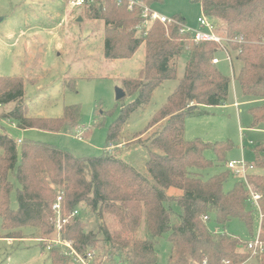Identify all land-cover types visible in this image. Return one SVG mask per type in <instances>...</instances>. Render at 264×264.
<instances>
[{
  "label": "trees",
  "instance_id": "obj_1",
  "mask_svg": "<svg viewBox=\"0 0 264 264\" xmlns=\"http://www.w3.org/2000/svg\"><path fill=\"white\" fill-rule=\"evenodd\" d=\"M135 1L152 9L165 2ZM196 2L227 39L228 50L241 64L235 80L242 95L262 101L249 111L252 128L264 125V0ZM85 9L87 19L105 24L106 60L132 59L144 45L145 63L139 76L123 81L126 95L137 98L110 126L105 151L99 157L78 158L67 150L34 140L19 145L0 132V239H24V231L30 230L37 236L34 240H51L57 232L53 206L62 196V216L68 223L57 233L83 258L103 243L111 264H157L156 247L167 236L171 244L168 264H248L252 259L264 264V252L254 257L242 249V240L212 232L208 226L211 218L223 227L239 220L252 232L251 195L255 193L261 197L259 234L264 243V174L248 175L226 191L228 179L234 176L224 169L233 144L187 141L184 137L186 118L206 115L203 109L223 107L228 102L232 80L213 64L219 47L212 42L194 43L190 34L181 31L187 21L180 16L172 17L175 22L171 24L155 22L144 28L143 9L138 5L129 9L126 1L118 4L115 0H95ZM183 56L187 62L179 79L178 61ZM174 80L178 84L167 102L154 114L147 130L135 137L163 124L143 145L149 151L144 175L109 150L119 145L130 116L150 104L158 87ZM74 84L69 81L66 86L74 89ZM25 96L22 78L0 77V106L14 105L1 118L14 122L19 130L60 133L65 127L71 131L80 124L79 106L66 107L59 119L35 118L24 104ZM207 151L214 153L215 161L205 157ZM253 154L255 167L264 171V141L253 149ZM215 166L225 171L208 178L202 174ZM171 189L181 194L170 196ZM14 191L17 209L11 207ZM82 206L98 220L97 233L86 229L79 214L72 216ZM144 228L146 237L142 238ZM48 255L52 264H68L67 257L54 248Z\"/></svg>",
  "mask_w": 264,
  "mask_h": 264
},
{
  "label": "rangeland",
  "instance_id": "obj_2",
  "mask_svg": "<svg viewBox=\"0 0 264 264\" xmlns=\"http://www.w3.org/2000/svg\"><path fill=\"white\" fill-rule=\"evenodd\" d=\"M68 1L0 0V17L5 19L0 24V77L24 80V104L33 117L59 119L63 117L66 107L79 106L80 124L71 131L65 127L60 133L38 130L25 132L19 130L14 122L1 118L5 112L14 108L11 104L0 106V132L7 133L15 141L34 140L57 146L78 158L99 157L105 151L110 126L121 115V111L137 98V95H126L117 100L116 90H124L125 79L139 76L145 63V47L141 46L132 59L106 60L104 22L87 19L85 8L71 10ZM155 10L167 18L183 17L187 21L186 26L192 30H198V19L203 14L201 5L196 0H165ZM80 17L83 21L78 22ZM230 55L233 65H230L221 51L217 56L220 61L217 68L232 80L227 104L203 109L207 112L206 115L186 118L184 137L187 141L201 139L212 144L229 141L234 147L227 154V161H243L254 167L248 172L249 175H262L264 171L255 167L253 149L264 141V125L252 128V117L249 114L250 109L259 106L262 101L242 95L235 80L241 64L235 59L234 53L230 52ZM186 62V56L178 61L179 79L184 75ZM69 81L75 82L74 89L67 88L66 83ZM177 84L178 81L175 80L167 81L158 87L150 104L130 116L121 133L119 145L109 150L141 174H147L145 165L149 160V151L143 145L163 124L140 136V142H135L138 140L135 137L147 130L152 117L167 102ZM79 133H82L81 140ZM205 157L211 161L216 160L212 151H207ZM224 169L215 166L202 174L208 178L225 171ZM242 179L243 176H231L225 185L226 191L231 190ZM11 180L17 188L15 177ZM180 194V191L174 189L168 191L170 196ZM251 204L254 211L252 232L239 220H232L223 227L217 225L215 218H211L208 223L210 230L235 236L244 243L254 240L259 233L261 215L254 207V202ZM11 207L17 209L15 191L11 195ZM79 215L88 231L98 232L99 222L88 208L82 206ZM106 222L111 229V222L107 217ZM1 229L0 218V231ZM23 237L24 239H15L17 241L12 243L6 238L0 239V264H52L47 248L60 239L57 232L48 242L34 240L33 237L37 236H33L30 230H25ZM140 237H146L145 228ZM102 238L99 235V239ZM167 238L164 236L160 239L156 247L157 264H168L171 244ZM104 246L101 243L92 252L93 258L86 262L65 255L67 249L63 246L54 249L67 257L68 264H111ZM41 247H44V251ZM248 264L256 262L252 259Z\"/></svg>",
  "mask_w": 264,
  "mask_h": 264
},
{
  "label": "built area",
  "instance_id": "obj_3",
  "mask_svg": "<svg viewBox=\"0 0 264 264\" xmlns=\"http://www.w3.org/2000/svg\"><path fill=\"white\" fill-rule=\"evenodd\" d=\"M95 0H69L68 5L71 10H78L85 8L86 6L93 4ZM117 1L118 4H121V2L126 1L129 4V9H133L134 6L138 5L143 9V27L148 28L155 22H160L162 24H171L175 22L173 18H167L166 16L161 15L160 13L157 12V10L152 9L150 7L141 5L140 3L136 2L135 0H115ZM198 25L199 28L198 30H192L188 28L186 25L182 27V32L190 34L192 37V40L194 43L198 44L201 42H212L215 43L220 51L226 56V60L232 64V58L230 55V51L227 48V39L220 34L218 31L217 27L203 14L202 16L198 19ZM220 63L218 58H215L213 60L214 65H218ZM82 133H79V140H81V135ZM22 141L19 140L18 144L21 145ZM253 166H249L248 164L244 163L243 161H229L227 164V169L234 175V176H243L245 180L247 176L249 175L248 172L250 170H253ZM260 195L252 193L251 195V203L254 202V207L257 208L260 211L261 219L263 217L261 207L259 204L260 201ZM63 197L59 196L56 200V203L53 206V209L57 215V221H56V230L58 233L63 229V227L68 223V219H63L62 213H63ZM252 205V204H251ZM79 213L75 211L72 216H77ZM205 221H208V217L204 218ZM261 222V220H260ZM54 245H49L48 246V251H50L52 248L57 247V246H63L67 250L65 252V255L67 256H72L76 260L81 261V262H86L90 258H93L92 254H89L87 258H83L80 256L71 243L62 241L61 239H58L53 243ZM246 250H248L254 257H256L259 253L264 252V243L260 240V234L258 233L257 237L250 241L246 242L244 245ZM229 264V263H225Z\"/></svg>",
  "mask_w": 264,
  "mask_h": 264
},
{
  "label": "water",
  "instance_id": "obj_4",
  "mask_svg": "<svg viewBox=\"0 0 264 264\" xmlns=\"http://www.w3.org/2000/svg\"><path fill=\"white\" fill-rule=\"evenodd\" d=\"M4 20H5L4 18L0 17V24H2L4 22ZM81 21H83V18L82 17H80L78 19V22H81ZM125 96H126V93H125V91L123 89H117L116 90V98H117V100H121Z\"/></svg>",
  "mask_w": 264,
  "mask_h": 264
},
{
  "label": "crops",
  "instance_id": "obj_5",
  "mask_svg": "<svg viewBox=\"0 0 264 264\" xmlns=\"http://www.w3.org/2000/svg\"><path fill=\"white\" fill-rule=\"evenodd\" d=\"M78 19H79V18H78ZM218 65H219V64H218ZM31 131H32V130H31ZM25 132H28V131H25ZM18 141H19V140H18ZM18 141H17V142H18ZM216 233H219V232H216ZM5 240H7L9 243H12L13 241H17V240H15V239H9V240H8V239H5ZM245 243H246V242H245ZM245 243H244V244H245ZM242 249H244V250L246 251V249H245L244 246L242 247ZM250 262H251V260H250Z\"/></svg>",
  "mask_w": 264,
  "mask_h": 264
}]
</instances>
